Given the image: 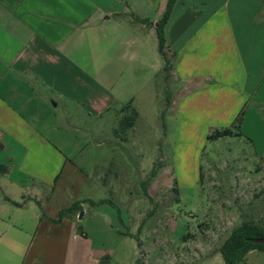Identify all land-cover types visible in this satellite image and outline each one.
I'll use <instances>...</instances> for the list:
<instances>
[{
  "label": "crops",
  "instance_id": "1",
  "mask_svg": "<svg viewBox=\"0 0 264 264\" xmlns=\"http://www.w3.org/2000/svg\"><path fill=\"white\" fill-rule=\"evenodd\" d=\"M168 2L0 0V155L10 152L0 159V264H39L47 247L69 264L77 214L53 220L91 201L81 199L87 166L75 162L83 148L69 130L81 129L79 113L133 108L127 76L163 72L156 24ZM164 34L178 85L166 112L175 139L194 130L208 140L246 116L256 61L264 75V0H175Z\"/></svg>",
  "mask_w": 264,
  "mask_h": 264
},
{
  "label": "rangeland",
  "instance_id": "2",
  "mask_svg": "<svg viewBox=\"0 0 264 264\" xmlns=\"http://www.w3.org/2000/svg\"><path fill=\"white\" fill-rule=\"evenodd\" d=\"M144 71L142 80L125 82L137 90L133 129L116 134L131 111L112 109L102 118L79 113L81 129L69 130L83 148L75 162L87 166L81 199L95 203H83L74 219L69 264H224L219 247L233 228L245 220L264 225V75L256 61L242 136L199 140L190 130L188 141H178L175 115L165 113V128L161 120L167 89L173 101L178 85L154 66ZM52 248L41 254L44 264H58ZM238 264H264V251H249Z\"/></svg>",
  "mask_w": 264,
  "mask_h": 264
},
{
  "label": "trees",
  "instance_id": "3",
  "mask_svg": "<svg viewBox=\"0 0 264 264\" xmlns=\"http://www.w3.org/2000/svg\"><path fill=\"white\" fill-rule=\"evenodd\" d=\"M175 0H169L167 9L164 12L162 18L156 24V32L158 37V50L162 58L164 59L163 74L164 78L168 80L171 78L172 57L167 54L166 39L164 34L165 24L171 14ZM166 105L164 111L161 112V120L163 128H165L164 120L165 113L172 102V95L167 89ZM131 102L128 103L122 112L126 110L131 111V115L124 114L120 119V132L115 130L116 134H125L130 128L133 127L138 113L135 109L131 108ZM244 111H241L230 127L222 129H214L208 134V140H216L226 136H242L240 131L241 124L243 122ZM90 204H95L93 201H89ZM81 201L72 203L68 208L61 209L59 211V217L54 219L55 223H60L62 218L68 214L76 215L82 210ZM83 233V232H81ZM264 238V225L254 221L245 220L239 226L233 228L227 238L219 247V253L221 254L224 264H238L243 260L244 256L251 250L264 251V243H256L255 240ZM102 264V261H101ZM140 264V263H138Z\"/></svg>",
  "mask_w": 264,
  "mask_h": 264
},
{
  "label": "water",
  "instance_id": "4",
  "mask_svg": "<svg viewBox=\"0 0 264 264\" xmlns=\"http://www.w3.org/2000/svg\"><path fill=\"white\" fill-rule=\"evenodd\" d=\"M256 243H264V238H259L255 240Z\"/></svg>",
  "mask_w": 264,
  "mask_h": 264
}]
</instances>
